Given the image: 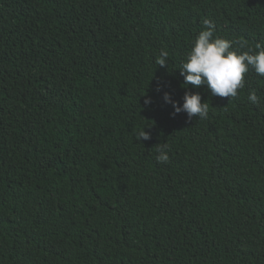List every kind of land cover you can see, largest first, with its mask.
<instances>
[{
	"label": "trees",
	"instance_id": "obj_1",
	"mask_svg": "<svg viewBox=\"0 0 264 264\" xmlns=\"http://www.w3.org/2000/svg\"><path fill=\"white\" fill-rule=\"evenodd\" d=\"M205 19L264 45V0H0V264H264V76L184 87Z\"/></svg>",
	"mask_w": 264,
	"mask_h": 264
},
{
	"label": "clouds",
	"instance_id": "obj_2",
	"mask_svg": "<svg viewBox=\"0 0 264 264\" xmlns=\"http://www.w3.org/2000/svg\"><path fill=\"white\" fill-rule=\"evenodd\" d=\"M206 26L194 38L186 59L178 68L183 76L184 87L191 85L194 88L201 85L207 86L213 96L235 98L238 90L244 87V76L251 68L260 76H264V45L257 44L256 51L232 50L234 45L240 49L245 47L244 41H232L219 36H214L215 26L208 20H204ZM168 53L161 50L157 65H167ZM248 101L256 105L260 101L255 90L248 93ZM166 103H171L174 113H186L189 119L196 117L206 119L209 106L207 102H201L199 93L185 92L183 103L177 104L171 100L168 93L164 94ZM150 101H146L148 103ZM146 127V126H145ZM145 127L138 133V140H149L150 134ZM156 160L158 163L169 161L168 145L157 144Z\"/></svg>",
	"mask_w": 264,
	"mask_h": 264
},
{
	"label": "rangeland",
	"instance_id": "obj_3",
	"mask_svg": "<svg viewBox=\"0 0 264 264\" xmlns=\"http://www.w3.org/2000/svg\"><path fill=\"white\" fill-rule=\"evenodd\" d=\"M252 249L254 250V248L252 247Z\"/></svg>",
	"mask_w": 264,
	"mask_h": 264
}]
</instances>
